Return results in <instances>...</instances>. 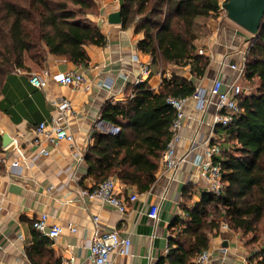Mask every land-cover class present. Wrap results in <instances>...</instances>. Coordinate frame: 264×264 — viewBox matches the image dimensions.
I'll return each mask as SVG.
<instances>
[{"label": "crops", "instance_id": "obj_1", "mask_svg": "<svg viewBox=\"0 0 264 264\" xmlns=\"http://www.w3.org/2000/svg\"><path fill=\"white\" fill-rule=\"evenodd\" d=\"M120 3L121 0H103L104 13L91 19L107 44L86 48L87 65L75 66L48 55L41 65L27 59L25 69L5 78L0 91V134L6 133L13 142L0 154V264H61L63 260L92 264L89 246L96 215L100 227L116 229L121 238L131 241L129 254L115 256L114 264H156L167 254L170 223L183 217L180 204L184 188L191 186L192 202L198 201L206 192V182L200 175L205 148L207 143L218 141L223 147L229 132L214 125L212 104L207 103L201 109L199 103L189 97L184 106L181 140L176 149L178 158L187 156L183 163L167 172L159 167L156 182L142 194L135 187H123L117 181L118 197L127 202L124 214L81 196V191L95 188L94 180L86 177L84 163L87 149L92 145L91 134L96 129L103 133H112L114 129L100 121L102 106L106 102H122L130 95V87L134 86L140 72L132 57L137 56L148 65L151 63L150 57L136 48L142 35L135 34L134 27L122 30L121 25L107 23L108 15L119 11ZM199 23L197 51L201 50L209 59L205 75L201 79L195 78L190 64L169 65L163 74L159 68L150 67L146 82L152 90L158 89L162 79L172 76L191 81L205 93L214 79L224 83L233 79L234 72L229 65L240 63L251 36L220 15ZM43 71L49 75L48 86L37 90L30 85L29 76ZM71 72L83 73L82 89L75 90L52 80L53 75ZM244 80L238 84L244 94L249 95V88L244 84L252 83ZM106 81H111L110 89L104 86ZM59 98H65L71 104L72 113L67 125L74 135V143L61 141L53 146L43 142L42 147H38L34 144L36 128L41 123L48 125L51 122L56 115L54 102ZM41 150L48 155L43 156ZM216 159L220 161L221 156ZM15 161H24L22 168L17 174H7L10 164ZM132 194L137 195V200L128 202ZM153 206L158 208L157 221L148 217ZM43 213L49 216L50 224L63 227L71 224L77 232L72 234L65 229L55 241L44 238L47 242L40 243L39 237H43L33 230L32 222ZM209 239L212 264H250L254 251L244 246L240 234L220 227ZM221 250L227 252L223 262L219 259ZM29 251L34 262L29 258Z\"/></svg>", "mask_w": 264, "mask_h": 264}, {"label": "trees", "instance_id": "obj_2", "mask_svg": "<svg viewBox=\"0 0 264 264\" xmlns=\"http://www.w3.org/2000/svg\"><path fill=\"white\" fill-rule=\"evenodd\" d=\"M218 1L121 0V29L134 27L135 34L142 35L136 48L150 57L149 68L163 74L169 65L190 64L192 75L201 79L209 59L197 54L199 22L218 17ZM89 13H95L93 0H0V91L9 74L25 69L26 58L35 65L48 55L87 65L86 48L107 44L99 27L84 19ZM249 46L244 79L256 89L239 99L241 113L227 129L221 160H214L220 163L223 189L219 194L204 192L192 202L191 186L184 188L183 217L170 223L167 254L156 264H192L209 250V238L221 225L240 234L244 246L254 251L250 264H264V20ZM130 91L124 101L102 106L100 121L118 131L94 130L84 163L95 188L114 178L142 194L156 182L171 139L176 113L167 100L189 98L196 86L172 76L162 79L156 91L146 81ZM29 258L34 262L30 251Z\"/></svg>", "mask_w": 264, "mask_h": 264}, {"label": "built area", "instance_id": "obj_3", "mask_svg": "<svg viewBox=\"0 0 264 264\" xmlns=\"http://www.w3.org/2000/svg\"><path fill=\"white\" fill-rule=\"evenodd\" d=\"M226 0L218 1V12L223 13L226 17L224 5ZM250 46H248L244 53L240 63L229 65V68L234 72V77L231 81L224 83L221 79H214L210 90L205 93L202 89H197L191 96L195 99L201 109H204L207 103L212 104L215 108L214 125L227 130L230 124L239 116L241 109L239 107V99L244 96V91L239 86L238 82L244 78L245 73V56ZM199 55H203L201 50L198 51ZM139 66V76L135 80L134 86L140 85L146 81L150 74L149 65L141 62L137 56L132 57ZM20 73V70L17 71ZM49 75L46 71L41 74H32L29 76V83L37 90H44L48 86ZM52 80L56 84L72 87L75 90L83 88L84 76L82 72H71L64 74H57L52 76ZM111 81H106L104 86L107 89L111 88ZM187 98L175 99L169 98L167 104L175 111L176 117L171 124V139L167 144V148L161 157V170L172 171L176 169L181 163H183L187 156L178 158L176 155L177 145L181 140V128L184 118V106ZM56 108V115L52 118L51 122L46 125L41 123L36 128V140L34 144L38 147H42L43 142L56 146L59 142L64 141L70 145L74 143V135L69 131L68 117L72 113L71 104L65 98H59L54 102ZM117 129L112 130V134L117 133ZM220 141L208 144L205 148L204 161L200 165V175L206 182V192L212 194H219L223 189L222 176L220 163H215L214 160L221 154ZM43 156H47L48 153L41 150ZM24 161H15L10 164L6 173L17 174L22 168ZM118 182L114 178H109L103 183L98 185L92 190L81 191V196L91 201H98L101 205L107 206L111 209L117 210L120 214H124L127 211V202L118 197L117 194ZM137 200V195L132 194L128 197V202H134ZM1 210V203H0ZM148 217L151 221L158 220V208L156 206L151 207ZM33 230L46 238L49 241H55L58 239L67 229L70 233L77 232L71 224H67L65 227L56 224L49 223V216L45 213L38 216L32 222ZM221 229L228 230L226 225H221ZM131 241L129 238H121L118 230L103 229L99 225V217L96 215L93 217V236L91 244L89 246V259L92 264H114L113 258L115 256H126L129 254V248ZM168 251V249H167ZM166 251V252H167ZM219 255L220 262L224 261L227 256L226 250H221ZM213 256L207 251H203L198 254L192 264H212ZM61 264H73L72 260H63Z\"/></svg>", "mask_w": 264, "mask_h": 264}, {"label": "water", "instance_id": "obj_4", "mask_svg": "<svg viewBox=\"0 0 264 264\" xmlns=\"http://www.w3.org/2000/svg\"><path fill=\"white\" fill-rule=\"evenodd\" d=\"M226 18L251 37H256L264 20V0H226L224 5ZM109 25H121L119 11L107 17ZM2 148L9 147L13 139L6 133H1Z\"/></svg>", "mask_w": 264, "mask_h": 264}, {"label": "rangeland", "instance_id": "obj_5", "mask_svg": "<svg viewBox=\"0 0 264 264\" xmlns=\"http://www.w3.org/2000/svg\"><path fill=\"white\" fill-rule=\"evenodd\" d=\"M94 1V4H95V13H89L87 14L86 16H84V19H86L89 23L92 24L91 22V19L93 17H100L103 13H104V8H103V0H93ZM117 5V4H116ZM218 15L222 16V17H225L223 13H219L218 12ZM226 18V17H225ZM248 47V46H247ZM197 54H198V51H197ZM199 55V54H198ZM204 56V54L202 55ZM27 61V58L26 60ZM244 80V78H243ZM245 81V80H244ZM244 81H243V84H244ZM246 82V81H245ZM246 85L247 88H249V92L248 93H252L254 92V90L256 89V84L252 83V84H244V86ZM243 86V87H244Z\"/></svg>", "mask_w": 264, "mask_h": 264}]
</instances>
